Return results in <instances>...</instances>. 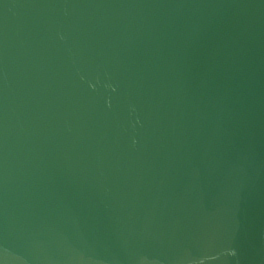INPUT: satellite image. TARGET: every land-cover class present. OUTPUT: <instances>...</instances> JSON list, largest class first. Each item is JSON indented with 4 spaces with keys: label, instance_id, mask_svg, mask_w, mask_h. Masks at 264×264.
Instances as JSON below:
<instances>
[{
    "label": "water",
    "instance_id": "water-1",
    "mask_svg": "<svg viewBox=\"0 0 264 264\" xmlns=\"http://www.w3.org/2000/svg\"><path fill=\"white\" fill-rule=\"evenodd\" d=\"M0 264H264V0H0Z\"/></svg>",
    "mask_w": 264,
    "mask_h": 264
}]
</instances>
